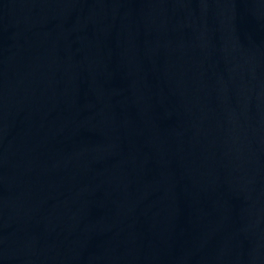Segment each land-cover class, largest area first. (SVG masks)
<instances>
[{
    "label": "water",
    "instance_id": "obj_1",
    "mask_svg": "<svg viewBox=\"0 0 264 264\" xmlns=\"http://www.w3.org/2000/svg\"><path fill=\"white\" fill-rule=\"evenodd\" d=\"M0 264H264V0H0Z\"/></svg>",
    "mask_w": 264,
    "mask_h": 264
}]
</instances>
